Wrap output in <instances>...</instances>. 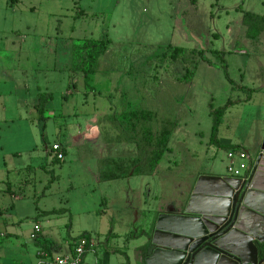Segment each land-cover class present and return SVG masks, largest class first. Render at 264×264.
Returning a JSON list of instances; mask_svg holds the SVG:
<instances>
[{"label":"rangeland","instance_id":"rangeland-1","mask_svg":"<svg viewBox=\"0 0 264 264\" xmlns=\"http://www.w3.org/2000/svg\"><path fill=\"white\" fill-rule=\"evenodd\" d=\"M245 12L264 15V0H0V257L28 263L46 241L56 260L88 233L98 256L89 253L87 264H128L126 254L134 263V248L157 211L179 192L188 195L198 172L227 173L225 143L257 157L264 142V34L247 37ZM99 40L107 51L86 88L85 46ZM174 48L188 52L174 58ZM187 71L195 73L191 83L181 81ZM45 92L55 94L58 116L35 111ZM228 100L233 105L218 135L224 144L217 146L211 105ZM72 111L76 116L67 115ZM142 111L156 114L149 133L130 115ZM19 116L28 118L30 132ZM89 120L97 123L92 139L83 140L98 139L99 163L66 144ZM130 130L147 152L169 137L155 177L127 174L139 156L127 142ZM21 134L30 135L28 142L19 141ZM57 142L66 154L56 163L46 148ZM97 164L103 182L89 171ZM113 177L120 179L104 182ZM60 209L66 212L47 215ZM37 224L42 233L34 236ZM7 228L16 236L2 237Z\"/></svg>","mask_w":264,"mask_h":264},{"label":"water","instance_id":"water-1","mask_svg":"<svg viewBox=\"0 0 264 264\" xmlns=\"http://www.w3.org/2000/svg\"><path fill=\"white\" fill-rule=\"evenodd\" d=\"M264 142L246 180L201 175L181 214H160L145 264H263Z\"/></svg>","mask_w":264,"mask_h":264},{"label":"trees","instance_id":"trees-1","mask_svg":"<svg viewBox=\"0 0 264 264\" xmlns=\"http://www.w3.org/2000/svg\"><path fill=\"white\" fill-rule=\"evenodd\" d=\"M192 3H195V0H192ZM242 24L244 27L247 28V37L251 40H256L262 33H264V15H257L249 12H245L243 15V21ZM171 47V46H170ZM86 49H88L89 55L88 60L91 63L90 68L88 70L82 69L81 71H84V77H85V84L89 85L90 83V75H94L97 73V68L95 66L97 65V59L105 54L107 51V42L104 40H99L97 42L94 41H88V43L85 46ZM204 50L200 51V59L203 60L204 58ZM188 52V49L185 48H174V51L172 53V57L178 58L180 56H185ZM209 64H212V62L209 60ZM82 66L77 67L76 71L81 69ZM223 70L226 75L227 80L230 84H234V82L231 80L229 73H228V66L226 63L223 64ZM195 73L193 71H187V74L182 78L181 81L185 83H191L193 81ZM86 85V86H87ZM91 88V87H90ZM92 89V88H91ZM245 89V88H244ZM249 93H252V90H249ZM53 100V95L51 93L47 94H41L39 97V102L37 105V110L41 117H44L45 110L47 104ZM233 105V102L231 100H228L226 105L224 107L214 109L211 105V117L213 120V126H212V142L220 146V142L218 139L219 135V129L220 125L222 124V118L224 117L227 110ZM132 120H137L141 118L144 122V125L146 126L145 133H149L150 130L148 129V125H150L154 120L156 114L153 112H147L142 111L140 113L133 112L130 114ZM133 127V124L131 125ZM129 133V132H127ZM127 142L130 144H136L139 151V156L133 161V163L130 166V175L133 176H152L159 166L161 159L163 155L166 152L170 151V148H168L169 143V137L165 136L163 138H158L156 140V148L153 152H147L144 150L143 145L141 141L136 137L133 133V131L130 130V134L128 136ZM229 150L236 149L238 146H228ZM66 153V152H65ZM54 162H60L56 159H53ZM134 170V171H132ZM132 171V172H131ZM66 212V210L60 209V210H52L50 212H47V215H58ZM84 236H91L88 233H84ZM259 247V254H260V260L263 261L264 264V244L258 245ZM142 250V263L145 264V259L148 255L149 245H146L141 248Z\"/></svg>","mask_w":264,"mask_h":264},{"label":"crops","instance_id":"crops-1","mask_svg":"<svg viewBox=\"0 0 264 264\" xmlns=\"http://www.w3.org/2000/svg\"><path fill=\"white\" fill-rule=\"evenodd\" d=\"M247 29V28H246ZM264 33H262L261 35H260V37L263 35ZM259 38V37H258ZM171 46V45H170ZM97 74H94L92 77L94 78L95 76H96ZM85 87L87 88V86H86V84H85ZM92 88V87H91ZM47 93H51L52 95H53V100L52 101H50L48 104H47V106H46V110H45V113H49L50 111L52 112V115H56V113L55 112H58L57 110L59 109V107L56 109V108H54L53 107V101H54V98H55V94L53 93V92H45V93H43V94H47ZM67 94H70V92L69 91H67ZM40 97V96H39ZM64 98L67 100V99H69V95H62V100H64ZM38 102H39V98H38V100H37V102H35L34 103V109H35V111L37 110V105H38ZM66 102H68V101H66ZM61 108H62V104L60 105V110H61ZM67 108H68V106H67ZM38 111V110H37ZM67 115L69 116V115H71V116H76V112L75 111H72V112H70L69 114L67 113ZM56 116H58V115H56ZM20 122H23V124L25 125V128H26V130H28V132H30V130H29V122H28V118H25L24 116H22V117H20L19 116V119H18ZM83 120V119H82ZM97 121V120H96ZM95 120H89V121H87V122H84L83 121V123H80L81 125H79V130H81L80 131V134H78V135H72L71 133H70V135H68L69 137H67V140H66V144L68 145V146H70V147H80V150H81V152H82V154H83V156L84 157H86V158H88V160L89 161H91V160H93L94 159V157H96V159H97V161H98V163L100 162V160L102 159V157L99 155V156H97V155H95L94 154V149H97V148H99V146H100V144H99V141H98V139L97 140H95V141H97V143H95L94 141H86V140H83V137L85 136V137H89L88 139H92V135H90V134H93L94 133V128H95V124H93V123H95L96 122ZM90 123H92V124H90ZM97 123V122H96ZM84 125H86V126H84ZM92 130V132L90 133V134H88L89 133V131H91ZM62 130L63 129H61V132H62ZM30 136V135H29ZM29 136H26L25 134H21L20 136H19V141L21 142H28V140L30 139V137ZM57 143H59V142H57ZM56 144V143H55ZM60 144H62V143H60ZM220 144H224L223 142H220ZM225 144H227L228 146H234L233 144H231V143H225ZM63 145V144H62ZM48 148L49 147H47L46 148V154H47V156H49L50 157V160L52 161V162H54L53 161V158H52V156L49 154V152H48ZM91 168V167H90ZM158 169H159V166L157 167V170H156V172L152 175V176H139L140 178H145V177H150V178H152V177H155L156 175H157V171H158ZM90 171V173H91V175H93L96 179H97V181L98 182H103V180L101 179V166H99L98 164H97V169L95 170V169H90L89 170ZM127 174H129V176H130V178H132V177H134L133 175H130V167L129 168H127ZM201 175H210V176H229L228 175V173H225V174H217V173H213L211 170H210V172L209 173H204V174H201V173H199L198 172V174L196 175V177H195V179L192 181V182H190L189 184V186H191L192 188H191V191H190V193L188 194V195H186V194H184L183 192H179L178 193V195H179V198L177 199V200H173V201H171V203H170V205H169V207H167V208H164V209H162V210H160V211H157L156 213V215L155 216H153L151 219H150V221H149V225H148V230H146L145 231V235H143L142 236V238L141 239H139V241L140 240H142V243L141 244H139V245H137L135 248H134V250H136L135 251V262L134 263H132L131 262V257L129 258V256H128V254H126V256H127V259H128V261H129V263L128 264H141L142 263V250H141V248L142 247H144V246H146V244L149 242V234H150V232H151V228H152V226H153V224L156 222V219H157V217L160 215V214H162V213H169V212H173V213H176V214H181V213H183L184 212V210H185V205L187 204V202H188V200H189V198H190V196H191V194H192V191H193V188H194V186H195V184H196V181H197V179L199 178V176H201ZM128 176V177H129ZM120 178H116V177H113V178H110V179H108V180H104V182L105 183H109V184H111V183H113L114 181H117V180H119ZM179 186V185H178ZM177 186V187H178ZM181 186V185H180ZM179 186V187H180ZM8 191H11V188L9 187L8 188ZM9 230V231H8ZM11 231V232H10ZM15 231L13 230V229H11V228H7L6 229V231H5V233H1V236L2 237H8V236H16V234L14 233ZM34 232V231H33ZM40 233H42V230H41V232ZM39 233V234H40ZM138 236V235H137ZM130 238H134V237H130ZM136 238V237H135ZM45 246H42L40 249H38L36 252H35V255H33L32 256V258L33 259H31L30 261H28V263H24L25 261H20V260H17V258H15V257H8V256H6V257H0V264H39L40 262H45V264H53V261L55 260L53 257H52V249H51V246H50V244L48 243V242H46L45 241ZM69 249H70V251H71V244L69 245ZM43 250H46V254H47V256H41L40 255V253H41V251H43ZM69 251V252H70ZM90 253H95L96 254V256H98V248L96 247L95 248V250L93 251V252H90ZM68 254V253H67ZM27 255V256H26ZM106 256V255H105ZM24 257H26V259L28 260V258L27 257H30L31 258V256L29 255V252L27 253V254H25V256ZM89 257H90V254L88 253L86 256H85V258H84V262H83V264H87V259H89ZM107 258H108V256H106ZM29 258V259H30ZM20 261V262H19ZM102 261V264H108L107 263V261L105 262V260H100V262Z\"/></svg>","mask_w":264,"mask_h":264},{"label":"built area","instance_id":"built-area-1","mask_svg":"<svg viewBox=\"0 0 264 264\" xmlns=\"http://www.w3.org/2000/svg\"><path fill=\"white\" fill-rule=\"evenodd\" d=\"M48 152L53 159L64 161L65 147L60 143H56L48 148ZM256 159L252 154L244 148H236L228 151L229 165L227 173L230 177L239 180H246L250 174L252 165ZM41 232V227L37 224L34 228L35 234ZM96 241L92 236L82 235L71 243V251L62 255L53 261V264H83L85 256L93 252L96 248ZM39 264H45L40 262Z\"/></svg>","mask_w":264,"mask_h":264}]
</instances>
